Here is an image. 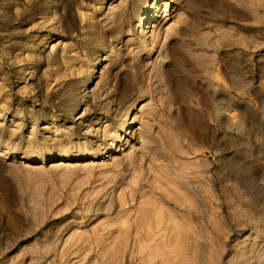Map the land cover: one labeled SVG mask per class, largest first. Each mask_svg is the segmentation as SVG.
Wrapping results in <instances>:
<instances>
[{
  "label": "rangeland",
  "instance_id": "obj_1",
  "mask_svg": "<svg viewBox=\"0 0 264 264\" xmlns=\"http://www.w3.org/2000/svg\"><path fill=\"white\" fill-rule=\"evenodd\" d=\"M0 264H264V0H0Z\"/></svg>",
  "mask_w": 264,
  "mask_h": 264
},
{
  "label": "bare ground",
  "instance_id": "obj_2",
  "mask_svg": "<svg viewBox=\"0 0 264 264\" xmlns=\"http://www.w3.org/2000/svg\"><path fill=\"white\" fill-rule=\"evenodd\" d=\"M152 17H153V16H152ZM152 17H151L150 14H148V15L145 16L144 19H145V21H147L146 24H149V21L151 20ZM146 27H147V26H146ZM112 150H114V148H112Z\"/></svg>",
  "mask_w": 264,
  "mask_h": 264
}]
</instances>
